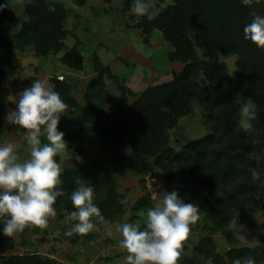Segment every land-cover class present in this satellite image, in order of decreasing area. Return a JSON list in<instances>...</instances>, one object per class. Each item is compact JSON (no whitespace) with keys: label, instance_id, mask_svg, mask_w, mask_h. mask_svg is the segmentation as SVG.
Segmentation results:
<instances>
[{"label":"trees","instance_id":"obj_1","mask_svg":"<svg viewBox=\"0 0 264 264\" xmlns=\"http://www.w3.org/2000/svg\"><path fill=\"white\" fill-rule=\"evenodd\" d=\"M162 2L154 4L159 12L152 20L146 15L142 18L148 29L163 32L173 46L169 58L183 62V69L170 70L151 81H139L134 75L121 79L122 97L115 90L118 98L113 110L96 108L107 95L105 73L112 74L107 67L98 69L88 83L87 105L80 113L93 126L70 135L62 130L60 122L59 130L71 146L83 138L96 140L102 144L103 152H114L134 172H154L158 167L168 182L183 176L180 196L197 205L198 215L204 214L214 227L227 232L233 210L251 211L254 203L264 206V49L245 40L243 33L253 18L252 12L264 15V0L251 6L242 0H172L167 5ZM23 3L28 19L18 32L11 34L16 15L10 0H0V79L17 73L16 51L32 49L37 55L46 56L65 48L63 41L68 33L64 4L49 0ZM50 3L54 10H50ZM227 56L236 57L234 75L222 60ZM62 59L70 69H84V57L77 46L68 47ZM79 82L78 77L67 75L62 80H51L52 89L60 94L66 110L78 107L72 93L79 89ZM245 98L253 102L256 112L249 131L239 127V110ZM195 104L204 109L205 123L211 132L176 151L170 145L168 131L178 125L180 118L192 114ZM5 108L0 93V112ZM129 145L133 151L127 156L123 150ZM56 160L59 164L60 155ZM253 170L260 174L255 179ZM60 180L57 188L64 194L55 203H66L74 211L71 193L78 182L101 190L112 177L104 160L94 158L78 167L61 169ZM195 249L199 256L188 255L182 246L177 264L226 260L235 264L237 259L242 261L249 256L255 264H264L262 248L231 247L223 257L210 235ZM0 264L60 263L33 253L3 256Z\"/></svg>","mask_w":264,"mask_h":264},{"label":"rangeland","instance_id":"obj_2","mask_svg":"<svg viewBox=\"0 0 264 264\" xmlns=\"http://www.w3.org/2000/svg\"><path fill=\"white\" fill-rule=\"evenodd\" d=\"M62 2L67 10L64 49L58 53L39 56L32 49L16 51L18 71L13 76L0 79V93L6 103L0 112V145L11 143L21 160L30 158V146L24 133L26 130L11 123V112L15 110L18 94L29 87L34 80L44 82L52 88L51 80H60L64 76L80 79L79 89L72 93L78 107L65 110L61 117L62 130L70 135L81 128H91L93 122L81 117V109L87 105L85 94L90 79L98 69L107 67L112 73H105L104 83L107 89L105 100L96 104V108L113 110L120 93L121 79L134 75L139 81H151L160 75L174 70L179 72L184 63L171 60V43L164 38L160 29H148L143 16L130 12L133 0H49ZM159 0H152L154 5ZM164 5L172 0H160ZM10 6L16 15L11 34L18 32L28 16L25 14L23 0H10ZM77 46L84 57V69H70L62 59L68 47ZM222 60L227 64L230 74L236 72V57L227 56ZM204 83V80L201 79ZM115 90L118 92L116 96ZM251 101L243 99V104ZM253 104V102L251 101ZM254 105V104H253ZM129 105L126 106L128 110ZM194 112L179 119L178 125L168 131L170 145L181 151L190 141L205 138L211 130L204 118V109L194 105ZM43 142H47L44 136ZM68 147L60 155L61 169L78 167L94 158L103 159L110 171L112 181L101 190H94V203L104 217L103 221L94 219L95 227L87 234L73 233L68 236L73 222L65 218L71 209L65 204H53L55 215L47 218L44 227L27 225L23 231L11 237L0 233V261L3 256L13 254L38 253L42 257L53 258L60 264H127V250L118 227L124 223L139 224L143 221L148 208L155 203L154 197L164 190L174 188L182 192L183 176L168 182L165 173L158 167L154 172H134L124 166V162L114 152H103L102 144L96 140L83 138ZM75 146V147H74ZM77 148V149H76ZM79 149L81 151L79 152ZM87 183V182H84ZM89 185V183H87ZM251 211L233 210L227 232L214 227L209 219L200 214L199 219L190 225L188 237L182 242L188 255L199 256L195 249L205 237L210 235L216 244L217 252L223 257L231 247H254L264 249V206L254 203ZM227 234L230 236L227 237ZM204 264H232L205 261Z\"/></svg>","mask_w":264,"mask_h":264},{"label":"clouds","instance_id":"obj_3","mask_svg":"<svg viewBox=\"0 0 264 264\" xmlns=\"http://www.w3.org/2000/svg\"><path fill=\"white\" fill-rule=\"evenodd\" d=\"M259 0H242L251 6ZM50 10L53 5L50 3ZM130 12L147 16L152 20L159 9L152 0H133ZM252 20L243 28L244 39L264 49V15L252 12ZM67 105L60 94L40 80H34L29 87L18 94L15 110L11 112V123L26 130L25 140L30 146V158L21 160L11 143L0 145V233L11 237L23 231L27 225L44 227L49 216L55 215L53 204L63 190L58 189L60 166L56 160L68 147L65 133L59 130L61 117ZM239 127L252 129L251 121L256 118L251 101L240 107ZM44 136L47 142H43ZM124 153L130 156L129 145ZM258 174L252 171L253 178ZM219 195L218 191L216 193ZM155 203L148 208L143 228L139 224L124 223L118 227L122 235L121 246L127 250V264H177L179 249L188 237L190 225L198 219L197 205L185 202L177 189L164 190L154 197ZM75 210L66 222H75L66 235H84L95 227L94 219L104 217L94 203V189L84 182L71 193ZM235 264H255L251 256Z\"/></svg>","mask_w":264,"mask_h":264}]
</instances>
